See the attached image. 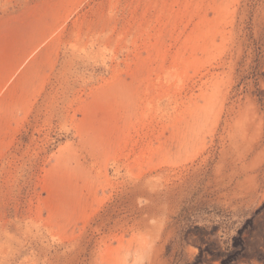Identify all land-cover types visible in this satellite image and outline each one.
I'll return each mask as SVG.
<instances>
[{
  "label": "rangeland",
  "instance_id": "rangeland-1",
  "mask_svg": "<svg viewBox=\"0 0 264 264\" xmlns=\"http://www.w3.org/2000/svg\"><path fill=\"white\" fill-rule=\"evenodd\" d=\"M57 59L0 156V264H264V0H0Z\"/></svg>",
  "mask_w": 264,
  "mask_h": 264
},
{
  "label": "crops",
  "instance_id": "crops-1",
  "mask_svg": "<svg viewBox=\"0 0 264 264\" xmlns=\"http://www.w3.org/2000/svg\"><path fill=\"white\" fill-rule=\"evenodd\" d=\"M52 28L39 18H0V156L45 90L57 59Z\"/></svg>",
  "mask_w": 264,
  "mask_h": 264
}]
</instances>
